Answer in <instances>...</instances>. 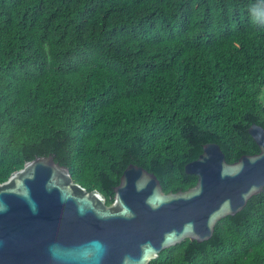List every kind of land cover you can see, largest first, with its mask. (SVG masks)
<instances>
[{
  "label": "trees",
  "instance_id": "1",
  "mask_svg": "<svg viewBox=\"0 0 264 264\" xmlns=\"http://www.w3.org/2000/svg\"><path fill=\"white\" fill-rule=\"evenodd\" d=\"M253 123L264 0H0V182L51 154L108 204L130 163L186 190L205 143L259 152ZM149 264H264V190Z\"/></svg>",
  "mask_w": 264,
  "mask_h": 264
},
{
  "label": "water",
  "instance_id": "2",
  "mask_svg": "<svg viewBox=\"0 0 264 264\" xmlns=\"http://www.w3.org/2000/svg\"><path fill=\"white\" fill-rule=\"evenodd\" d=\"M249 132L260 151L234 162L205 143L186 164L198 176L186 190L165 192L155 173L130 163L110 204L53 155L26 161L0 182V264H149L185 239H210L264 190V127Z\"/></svg>",
  "mask_w": 264,
  "mask_h": 264
}]
</instances>
